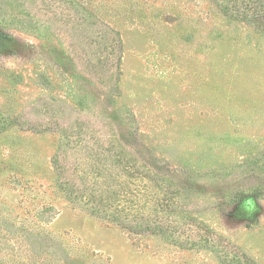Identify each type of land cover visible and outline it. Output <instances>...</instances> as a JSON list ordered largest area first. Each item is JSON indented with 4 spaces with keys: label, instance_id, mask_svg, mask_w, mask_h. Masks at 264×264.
I'll return each mask as SVG.
<instances>
[{
    "label": "rangeland",
    "instance_id": "1",
    "mask_svg": "<svg viewBox=\"0 0 264 264\" xmlns=\"http://www.w3.org/2000/svg\"><path fill=\"white\" fill-rule=\"evenodd\" d=\"M137 150L164 234L90 200ZM0 264H264V0H0Z\"/></svg>",
    "mask_w": 264,
    "mask_h": 264
},
{
    "label": "trees",
    "instance_id": "2",
    "mask_svg": "<svg viewBox=\"0 0 264 264\" xmlns=\"http://www.w3.org/2000/svg\"><path fill=\"white\" fill-rule=\"evenodd\" d=\"M112 41L118 50H120V42L115 37L112 38ZM113 44V46H114ZM123 139L126 142V145L130 147H134V145H137V143L134 140H131L130 138H127L123 134ZM122 149V148H121ZM60 156H56L53 159L54 166L56 168V171L58 172V175H60L63 178L67 179V183L71 185L75 190L84 192L90 190V187L88 185H83L82 183H78L73 180V175L68 173L67 165L63 164L60 160ZM111 158V157H110ZM107 160V161H106ZM103 159L99 154H94L92 159H90V162L84 163L86 166V170L88 173H92L96 175V177L105 179L103 182V185L106 186L108 189H111L109 194L105 197H103V191L102 193L94 192L96 191L95 187L91 188L93 193H90V200H93L92 202L96 206L94 211L96 214L98 213H105V208L109 206L112 207V205L116 202V199L118 196H121L123 199H125V203L131 204V207L133 211L135 212L132 214V217L136 219V221H133L135 226L140 225L141 228H144L146 230H149L150 228L158 227V233L164 234L166 231L163 227V225L156 224L153 225L149 223V221H153L154 223L157 222L156 216H158L160 212L161 207V198L158 196L157 192H152V190H155L156 188L159 189V181L163 177H170L171 171L168 169L165 163L160 162L155 157L146 156L145 153L141 152L140 150H137L135 153H131V156L126 157V163L124 161H111L112 163H108V157L107 159ZM130 168L129 176L131 175V178H137L138 175H142L144 178H147L151 181V183L154 184V188L151 189V192L147 190L146 192H140L137 189H131L129 190H123V188H120L118 192L114 191L112 187L117 184V187L119 186L117 183L118 177L121 175V173L124 171L125 168ZM85 171V170H84ZM140 171V172H137ZM136 172V173H135ZM142 172V173H141ZM95 184L97 185L98 182L96 181ZM128 198V199H127ZM148 208V214L146 215V208ZM151 212L153 213V218L150 217ZM125 227L128 225H124ZM154 226V227H152ZM130 231L136 230L134 225L131 224L127 227Z\"/></svg>",
    "mask_w": 264,
    "mask_h": 264
}]
</instances>
